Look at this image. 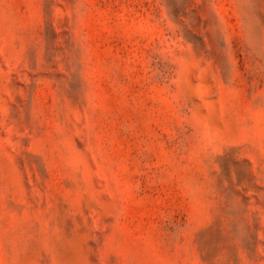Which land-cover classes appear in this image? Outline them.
Wrapping results in <instances>:
<instances>
[{
  "label": "rangeland",
  "instance_id": "obj_1",
  "mask_svg": "<svg viewBox=\"0 0 264 264\" xmlns=\"http://www.w3.org/2000/svg\"><path fill=\"white\" fill-rule=\"evenodd\" d=\"M0 264H264V0H0Z\"/></svg>",
  "mask_w": 264,
  "mask_h": 264
}]
</instances>
